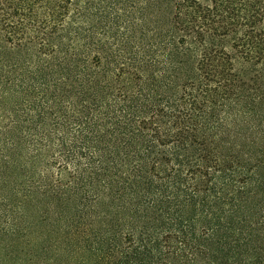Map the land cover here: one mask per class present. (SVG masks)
<instances>
[{
  "label": "trees",
  "instance_id": "trees-1",
  "mask_svg": "<svg viewBox=\"0 0 264 264\" xmlns=\"http://www.w3.org/2000/svg\"><path fill=\"white\" fill-rule=\"evenodd\" d=\"M0 264H264V0H0Z\"/></svg>",
  "mask_w": 264,
  "mask_h": 264
},
{
  "label": "rangeland",
  "instance_id": "rangeland-1",
  "mask_svg": "<svg viewBox=\"0 0 264 264\" xmlns=\"http://www.w3.org/2000/svg\"><path fill=\"white\" fill-rule=\"evenodd\" d=\"M129 8V7H128ZM122 12H118L117 13V15H120ZM117 15H116V18L113 20V26L112 27H114V29H113V32L116 34V35H118V36H120V35H122V33H124V31H123V26L124 25H128L129 24V22H128V20H123V21H121L118 17H117ZM129 18V17H128Z\"/></svg>",
  "mask_w": 264,
  "mask_h": 264
}]
</instances>
